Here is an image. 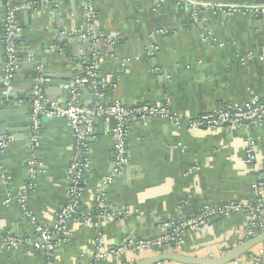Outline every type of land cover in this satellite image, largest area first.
I'll return each instance as SVG.
<instances>
[{
  "label": "crops",
  "instance_id": "crops-1",
  "mask_svg": "<svg viewBox=\"0 0 264 264\" xmlns=\"http://www.w3.org/2000/svg\"><path fill=\"white\" fill-rule=\"evenodd\" d=\"M26 1L8 0L5 6L0 5V89L4 14L11 3L16 6ZM239 1H244V6L264 7V0ZM83 3L56 0L54 10L26 9L16 14L19 47L39 61L44 74L60 76H55V83L43 86L47 101H65L68 85L60 82L72 79L83 65L77 56L79 42L74 39L67 46L63 42L65 34L82 22ZM95 7L101 29L117 37L113 54L118 60L105 52L103 41L96 45L104 55L99 77L106 85V103L163 104L171 113L187 119L220 106L243 105L255 97L264 99V14L205 11L193 25L184 0H166L159 6L155 0H96ZM149 45L156 48L150 55L146 53ZM249 54L252 56L246 58ZM127 59L130 61L125 63ZM33 76L34 67L20 56L13 81L22 97L31 91ZM82 100L90 102L86 92ZM17 103L19 106L13 109L27 107L30 101ZM108 126L110 123L97 121L95 138L90 140L85 155L88 167L82 188L83 208L93 209L112 170L113 140ZM42 128L34 150L27 147L30 134L11 137L8 175L0 184V238L33 235L20 204L16 200L6 203L8 198L18 197L29 182V160L37 162V174L34 188L26 196L28 210L40 224L50 227L65 205L74 138L62 118ZM247 138L257 144L253 165L245 163ZM128 152V163L107 186L106 198L110 210L126 208L130 213L116 221L106 217L98 220L106 247L157 238L163 233L164 222L191 217L205 206L249 200L257 174L264 173V121L242 129L213 131L190 129L186 122L174 126L163 118L146 125L131 123ZM247 232L242 214L211 219L200 230L185 234L181 253L220 257L248 240ZM63 237L64 242L51 257L24 245L1 250L0 264H93L94 228L74 218L67 223ZM258 250L264 256V242L248 254ZM153 255L126 250L102 264H135ZM228 264L253 263L246 255Z\"/></svg>",
  "mask_w": 264,
  "mask_h": 264
},
{
  "label": "built area",
  "instance_id": "built-area-1",
  "mask_svg": "<svg viewBox=\"0 0 264 264\" xmlns=\"http://www.w3.org/2000/svg\"><path fill=\"white\" fill-rule=\"evenodd\" d=\"M96 0H84L82 22L65 34L66 38L76 39L80 43L78 58L83 60V65L78 69V74L67 86V97L65 101H47L44 95L43 86L44 68L38 64L34 67V76L31 86V105L33 115L44 114L47 117L55 116L67 121L68 127L73 135L74 144L71 155V162L67 168V181L69 189L65 205L56 214L52 226L40 224L36 217L26 207V196L34 188V178L37 174V162L29 160V182L16 198H8L6 203L16 200L23 211L24 218L33 227L32 237H2L0 238V249L16 250L20 246L29 245L34 250L51 257L56 247L64 242L63 233L66 225L74 218L95 229L96 238L93 249V264H102L111 257L117 256L126 250L135 253L148 251L160 254L166 251L181 252L184 245V236L187 232L200 230L211 219H223L233 214H242L245 217L247 236L249 239L264 233V173H258L255 183L252 186V196L247 201L220 204L213 207L205 206L191 217L179 218L177 221H167L161 225V236L154 239L127 240L118 247H106L104 237L98 226V220L106 217L111 221L118 220L121 216L128 215L129 209L123 208L112 211L109 209L106 198V188L112 180L120 174L128 163V136L131 123L146 125L155 118H163L179 126L186 122L188 128L218 130V129H239L248 126H256L264 121V99L253 98L243 105L220 106L211 113L198 115L191 118H183L171 113L166 105L135 103L126 106L120 100H112L109 103L104 101L105 82L99 77V69L103 62L104 55L97 48V44L103 41L107 54L114 56L113 51L117 44V37L107 33L100 26V20L95 7ZM166 0H155L159 6ZM190 8L189 19L196 25L205 11L220 12L227 9V13L237 10L244 12H260L264 14V7L257 6H225L222 4H210L201 1L184 0ZM53 3V10L57 7L56 0H28L13 7L8 6L3 18L1 43L3 45V78L9 82L15 76L19 65L22 48L17 45L20 30L16 22V14L24 10H37L50 7ZM163 32V31H162ZM156 50L154 45H149L146 53L152 54ZM26 51V50H25ZM23 56L27 61L32 59V54L26 51ZM252 55H247L250 58ZM116 60L118 57L114 56ZM130 60L124 61L128 63ZM86 92L89 103L82 100V94ZM103 119L107 124L113 119L114 126L107 127L113 140L112 170L105 178L98 195L96 196L93 210H97L95 216L92 209L86 208L79 211L82 204V186L85 183V171L88 163L85 157L90 140L95 138L97 121ZM37 129L34 128L27 141V147L34 150L38 146ZM11 137H0V152L8 149ZM245 163L253 165L256 161L257 144L252 138L246 139ZM247 259L253 264H263V251L258 250L254 254H246ZM244 255V256H246ZM243 257V256H242Z\"/></svg>",
  "mask_w": 264,
  "mask_h": 264
},
{
  "label": "water",
  "instance_id": "water-1",
  "mask_svg": "<svg viewBox=\"0 0 264 264\" xmlns=\"http://www.w3.org/2000/svg\"><path fill=\"white\" fill-rule=\"evenodd\" d=\"M7 1L8 0H0V5L5 6ZM193 1H198V0H193ZM199 1L204 3L222 4V5L245 4L244 1H239V0H199ZM258 3L259 2H256V4ZM13 5L14 4L11 3L10 6L13 7ZM52 7H53V3L50 5L49 9L53 10ZM237 11H241V10H237ZM224 12L227 13L228 10L224 9ZM219 16H221V13H219ZM56 35H58V32L56 33ZM17 40H19V38ZM63 42H65L66 46L71 45L73 39L65 38ZM21 54L22 56H26L27 52L23 51ZM38 62L39 61L37 59H33V58L29 61V63L32 64V67L38 65L39 64ZM55 76H53L50 73L44 74V79L46 80L44 85L48 84L49 82L55 83L56 81ZM75 77L76 75H73L72 79L70 78V80H66V82H60V84L69 85L74 80ZM13 79L14 78H12L9 82H6L4 78L2 80V87L0 89V137L18 138L21 135L31 134L34 128L37 129V135L41 134L43 131L42 126L47 125V123H51L53 121H58L59 118L55 116L47 117L44 114H40V113L33 115V108L31 103H29L27 107H23L21 109H16V108L13 109L14 107L19 106L17 103L19 100L26 99L27 101H31L32 98L31 91L27 94L26 97H22L21 95H19L15 90ZM31 86H32V82H31ZM99 122H103V119L102 118L99 119ZM109 123H110V127L114 126L113 119H110ZM8 162H10V151L8 149H5L4 151L0 152V184L3 183L2 177L3 176L7 177L8 175V169L6 167ZM263 242H264V233L258 235L257 237L246 240L237 248L233 249L226 255H222L220 257L199 258V257L188 256L181 252H175L171 250L160 254H155L152 257L146 259H141L135 264H161L165 262L176 263V264H228L248 254L251 250L261 245ZM6 249H7L6 247H3L0 249V251Z\"/></svg>",
  "mask_w": 264,
  "mask_h": 264
},
{
  "label": "trees",
  "instance_id": "trees-1",
  "mask_svg": "<svg viewBox=\"0 0 264 264\" xmlns=\"http://www.w3.org/2000/svg\"><path fill=\"white\" fill-rule=\"evenodd\" d=\"M17 45L19 46L20 45V42L17 40ZM86 208H83V206L81 205L79 211L82 212L83 210H85ZM97 214V210H93L92 209V215L95 216Z\"/></svg>",
  "mask_w": 264,
  "mask_h": 264
}]
</instances>
